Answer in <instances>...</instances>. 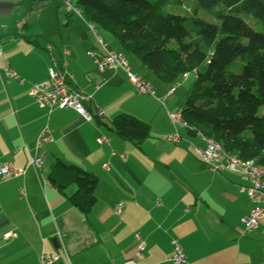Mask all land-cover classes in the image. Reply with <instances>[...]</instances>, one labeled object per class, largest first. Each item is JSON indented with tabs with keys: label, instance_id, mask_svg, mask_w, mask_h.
Instances as JSON below:
<instances>
[{
	"label": "crops",
	"instance_id": "obj_1",
	"mask_svg": "<svg viewBox=\"0 0 264 264\" xmlns=\"http://www.w3.org/2000/svg\"><path fill=\"white\" fill-rule=\"evenodd\" d=\"M31 1L37 7L47 0H24L15 9L34 11ZM5 5L0 0V12ZM15 9L0 21L11 19ZM68 19L64 31L56 19L48 38L34 36L43 41L41 47L29 44L30 38L18 32L21 27H0V164L26 170L23 178L0 181V264H39L40 255L52 251L62 256L57 264H126L141 245V264H172V241L182 249L185 264H264V220L256 231L246 232L243 221L252 206L241 193L239 174H212L195 157L194 149L203 147L200 140L169 120L176 112L173 95L166 98L170 85L127 57L131 73L155 97L139 95L122 72H99L87 56L99 50L95 37L81 20ZM96 32L112 52L122 53L110 34L103 31L101 38ZM64 52L69 53L66 59ZM63 60L71 88L90 98L84 105L90 122L73 111L49 113L29 96L33 87L48 80L52 62L60 65ZM6 68L16 73V80L6 79ZM98 113L102 119H94ZM120 116L148 125L150 138L140 147L120 140L111 128ZM45 127L53 143L37 150ZM174 135L179 145L163 141ZM101 139L108 143L99 146ZM37 156L43 159L41 170L29 168V157ZM57 163L98 179L90 214L72 208L50 185ZM75 191L69 187L64 195L71 197ZM9 235L17 236L6 239ZM57 235L61 241L54 239Z\"/></svg>",
	"mask_w": 264,
	"mask_h": 264
},
{
	"label": "trees",
	"instance_id": "obj_2",
	"mask_svg": "<svg viewBox=\"0 0 264 264\" xmlns=\"http://www.w3.org/2000/svg\"><path fill=\"white\" fill-rule=\"evenodd\" d=\"M67 1L157 81L173 84L195 72L181 113L193 129L188 135L199 133L226 154L264 165V0H192L186 15L185 0ZM111 128L136 147L150 138L149 126L129 116L114 119ZM48 181L81 214L95 207L94 175L57 163ZM72 186L75 194L66 197Z\"/></svg>",
	"mask_w": 264,
	"mask_h": 264
},
{
	"label": "built area",
	"instance_id": "obj_3",
	"mask_svg": "<svg viewBox=\"0 0 264 264\" xmlns=\"http://www.w3.org/2000/svg\"><path fill=\"white\" fill-rule=\"evenodd\" d=\"M24 0H2V4H13ZM68 14H75L86 25L90 33L95 37L99 50L91 51L88 53V59L91 60L99 72L106 70L112 72H122L129 83V85L139 94L150 97H155L154 90L141 78L132 74L123 53L112 52L109 47L99 38L96 32V27L93 24L87 23L82 19L81 12L72 7L71 1L61 0ZM64 59L69 57L68 52L63 53ZM67 63L65 60L59 63L52 62V67L48 72V80L40 85L33 87L29 96L33 99L38 107L47 110L49 113L54 111L64 112L73 111L79 115L84 121H92V116L85 109V104L90 102V98L78 91L71 88L69 84V77L66 73ZM6 79L16 80L17 75L12 70L4 69ZM196 77V73L193 74ZM190 75H185L183 78L175 83L167 94L166 98H170L181 84L188 79ZM99 119L103 118L101 113H98ZM169 120L172 125L180 127L186 132L191 129L183 120L181 114L169 115ZM203 147L195 148V157L204 164L212 174H220L224 171L239 174L242 187L241 193L245 194L252 206L250 215L244 219L243 224L247 233H253L258 229L259 223L264 220V165L260 164L259 160L243 162L235 156L226 154L222 148L210 139L196 134ZM164 142L172 145H179L180 138L177 135L168 136L163 139ZM53 143L52 132L49 127H45L39 134L36 147L37 150L42 149L46 145ZM105 139L97 141L99 146L107 144ZM43 159L41 156L29 157V168L34 170H41ZM108 171V167H104ZM26 175V170H17L11 164H0V181L8 183L12 180L23 178ZM122 212V205H119L116 210V215L119 216ZM9 235L6 239L15 238ZM138 239V237H136ZM54 239L61 241L60 235ZM48 245L51 242L45 241ZM62 246V245H61ZM172 255L169 257L168 262L172 264H185L186 257L180 248L177 241L171 243ZM144 246L141 245L135 258L126 264H141L144 256ZM62 260L61 254L52 251L49 254L42 253L39 257V264H57Z\"/></svg>",
	"mask_w": 264,
	"mask_h": 264
},
{
	"label": "rangeland",
	"instance_id": "obj_4",
	"mask_svg": "<svg viewBox=\"0 0 264 264\" xmlns=\"http://www.w3.org/2000/svg\"><path fill=\"white\" fill-rule=\"evenodd\" d=\"M186 4L183 8L184 15H186L190 10V4L192 0H185ZM72 7L74 8V3H72ZM36 7V6H34ZM67 17H69L68 20L70 21H77L79 18L75 14H68L64 3L61 0H47L43 4L37 6L35 10L30 11L26 7H16L15 12L13 13V16L11 19L5 22H1L0 26L2 29H8V30H17L16 27L18 26L19 33L23 34L24 37L30 38V40L36 41L38 40L39 43L42 41L39 39H36L34 36L42 35L44 37L50 35V33H54L55 30V20L58 19V27L61 31H64L65 27L68 25ZM200 19L206 21L207 23H211V20L207 18L206 16L200 15ZM80 20V19H79ZM25 26L29 27V30L26 31L24 28ZM96 30L99 32V35L101 38H104V33L101 29ZM109 35V34H108ZM46 37V38H48ZM112 37V36H110ZM110 39V41L113 39ZM116 45H113L114 50H116ZM127 58H132L136 61L135 57L132 55H126ZM150 75V74H149ZM151 76V75H150ZM152 77V76H151ZM153 78V77H152ZM154 79V78H153ZM195 77L193 75L189 76V79L183 82L180 86V88L175 92L173 95V100L175 99V107L176 112L175 114H180L186 105V101L189 98L194 84H195ZM175 83L169 84L170 87H172ZM163 85V84H162ZM169 87V88H170ZM171 89V88H170ZM156 95H158L156 93Z\"/></svg>",
	"mask_w": 264,
	"mask_h": 264
},
{
	"label": "water",
	"instance_id": "obj_5",
	"mask_svg": "<svg viewBox=\"0 0 264 264\" xmlns=\"http://www.w3.org/2000/svg\"><path fill=\"white\" fill-rule=\"evenodd\" d=\"M40 2L43 3L44 1H40ZM14 9H15V5H13V4L5 5L0 12L1 20L4 21L9 16L10 12H12ZM53 243L55 244V247H56L57 246L56 242L54 241Z\"/></svg>",
	"mask_w": 264,
	"mask_h": 264
}]
</instances>
